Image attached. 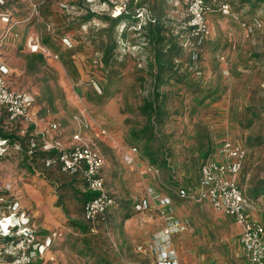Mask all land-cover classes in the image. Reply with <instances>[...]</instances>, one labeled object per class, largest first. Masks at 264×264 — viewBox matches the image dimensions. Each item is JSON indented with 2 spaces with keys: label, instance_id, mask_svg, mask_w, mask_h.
Wrapping results in <instances>:
<instances>
[{
  "label": "rangeland",
  "instance_id": "rangeland-1",
  "mask_svg": "<svg viewBox=\"0 0 264 264\" xmlns=\"http://www.w3.org/2000/svg\"><path fill=\"white\" fill-rule=\"evenodd\" d=\"M2 1L10 22L1 53L12 86L36 96L38 121L50 132L60 131L65 140L79 132L111 157L106 185L116 205L107 221L91 224L78 195L82 175L58 164L47 167L41 153L28 159L9 142L0 155V221L16 213L12 227L22 222L37 241L52 238L36 264H132L124 223L156 220L159 214L142 200L153 189L178 206L185 227L173 242L183 264H248L240 227L175 190L195 183L200 163L231 138L248 151L241 188L247 196L264 193V0H206L211 32L203 41L188 27L190 0H37V9L31 0ZM223 2L230 4L229 14L220 10ZM34 35L44 52L30 51ZM150 100L160 108L154 134L138 138L134 131L148 123L141 108ZM5 122L0 116V129ZM14 130L26 137L24 150L40 149L45 141L32 123ZM150 143L166 163L155 164L160 173L146 177L152 173L147 164L153 165L144 155ZM133 146L146 165L140 171L126 160ZM13 229L8 241L0 232V260L19 252L15 246L25 234Z\"/></svg>",
  "mask_w": 264,
  "mask_h": 264
},
{
  "label": "built area",
  "instance_id": "built-area-1",
  "mask_svg": "<svg viewBox=\"0 0 264 264\" xmlns=\"http://www.w3.org/2000/svg\"><path fill=\"white\" fill-rule=\"evenodd\" d=\"M31 1L37 9V0ZM2 2L0 0V19L6 20V23L4 26L0 24V116L6 121L2 128L14 130L25 123H32L31 110L36 97L28 90L12 86L11 68L4 62L1 53L8 37L5 30L10 22V18L1 12ZM219 8L224 14H229L231 10L228 2L221 3ZM211 9L210 3L206 0H190L188 3V27L199 41L210 35L207 14ZM28 45L31 52L45 51L38 35L32 36ZM8 144V139L0 137L1 156L8 152ZM42 150L57 151L55 155L44 160L47 167L58 164L63 172L82 175L85 190L93 194L84 205V219L91 224L105 221L108 211L116 205V197L106 186L102 175L105 158L101 151L99 152L88 139L85 140L79 132L73 134V142L68 147H63L55 141H44ZM138 151L137 146L132 147V153ZM247 155V148L243 144L231 138L224 139L216 148L215 154L201 163L198 183L193 187L177 186L175 193L179 198L197 204L207 202L215 211L230 217L241 229L239 241L248 264H264V194L257 197L247 196L239 184ZM126 160L129 163L133 161L129 155H126ZM149 169L156 174L160 173L154 165H149ZM149 195L153 199L160 198L155 191H151ZM15 214H9L1 219L0 232L2 231L6 237L13 228H20L25 235L21 242L16 243L15 247L19 248V252L4 257L0 264H36L39 249L50 246L52 238L46 236L44 242L37 241L33 234L34 229L22 226V222L12 227L11 219ZM166 221L167 224L156 241L155 261L157 264H183L173 237L185 226L183 223L175 222L171 213L167 215ZM13 224L16 225L14 221Z\"/></svg>",
  "mask_w": 264,
  "mask_h": 264
},
{
  "label": "crops",
  "instance_id": "crops-1",
  "mask_svg": "<svg viewBox=\"0 0 264 264\" xmlns=\"http://www.w3.org/2000/svg\"><path fill=\"white\" fill-rule=\"evenodd\" d=\"M35 105H36V103H35ZM35 105L32 107L31 116L33 118L32 119V126L35 125V128L37 129V131H36L37 135H42L45 138V141H55L56 143H58L59 145H62L63 147L70 146L73 142V136L71 137L70 140L69 139L65 140V139H62V137H64V136L62 135V133H60V131L54 132V130H53L52 132H50L48 125H46L43 122L38 121L37 110H35V108H36ZM215 152L216 151H213L212 154H210V156L208 158L212 157L215 154ZM119 154H120V152H119ZM126 155L131 156L133 159V161L130 163V165H128V167H130L132 170H139L140 171V170H142V167L146 166L145 164L143 165L142 161L138 157L139 155L137 153H132L131 149L128 153H126ZM103 156L105 158V165L102 169V175H103V177L105 179V183H106V180L107 181L109 180V177H107V170H109V162H111V159H110L111 157L109 156V154H107L106 156L105 155H103ZM201 163H200V165H201ZM113 166L116 167L115 164H113ZM147 166H149V165L147 164ZM147 169L150 171L149 167ZM199 170H200V166H199ZM149 171L146 170V172H149ZM150 172H152V173L146 174L145 176L147 177L150 174L151 175L156 174V172H153V171H150ZM198 178H199V175H198ZM198 178H197L195 183H187L186 185H179V186H181V188H182V186L193 187L198 183ZM81 186L82 187H80V189H78V192L80 193L78 195L83 197L82 193L85 192L86 190H85V185H84V187H83V185H81ZM151 191H155L156 193L158 192L155 189H153ZM160 196L161 197L158 199H153L148 193H146L142 197L143 198L142 200L144 201V204L146 205L145 208L150 209L151 211H153V213L159 214L155 221L150 222V223H146V224H140L139 221H135L132 219L130 221V219H129V220H127V222L124 223L125 224V232L127 234V237L132 241L131 244L134 245V247H135L134 248L131 244L129 246L128 245L124 246L125 251H127L129 253L132 252L131 253L132 264H157L155 261L156 241H157V239H159L158 237H159L160 233L162 232L163 228L167 224L166 217L168 214H170V213L173 214L175 222L184 223L182 220H180V217L176 216L177 211L175 213V210L177 209L178 206H176L175 202H173L169 196H166V195H160ZM85 204L86 203L83 201V205H82L83 206V215H84V205ZM200 204H205V205H208L209 207H211L210 204L207 202H203ZM211 208L213 209V207H211ZM64 211L65 210L62 209V212H64ZM105 221H107V217H106ZM101 222H104V221H101Z\"/></svg>",
  "mask_w": 264,
  "mask_h": 264
},
{
  "label": "trees",
  "instance_id": "trees-1",
  "mask_svg": "<svg viewBox=\"0 0 264 264\" xmlns=\"http://www.w3.org/2000/svg\"><path fill=\"white\" fill-rule=\"evenodd\" d=\"M123 15L120 14L119 16L115 17V18H119ZM148 23H146L147 25ZM145 25V26H146ZM40 58H43V55L40 54L39 55ZM159 77V76H158ZM142 112L143 114H145L147 116V119H148V123L145 125V127L140 130V132L138 133L137 131H134V134L136 137L138 138H141L142 137V134L141 132L143 133L144 131H148L150 130L152 135L154 134L152 129L154 128L153 126V123L155 122V115L156 113H159L160 111V108L159 107H156L155 106V103L152 102L151 100L150 101H146L144 106H142ZM15 130H6V129H3L1 127L0 129V137L3 138V139H8L10 143L14 144L16 147L19 146L20 149H22V151L24 152V154H26L25 156L28 158V159H35L37 157V155L39 153H41L43 155V162L44 160L47 158V157H50V156H53L56 154V150H53V151H44L42 150V145H39L40 146V149H25L24 150V145H25V141H26V137H21V136H18L16 134V132H14ZM150 140V139H149ZM144 155H146V157L148 158V160L151 162V164L155 165V164H158V165H161V164H165L166 163V160L162 159L160 160L157 155H156V152L154 150H152L151 148V143L150 144H146L145 145V150H144ZM4 156V155H3ZM160 160V161H159ZM62 170V169H61ZM1 191H0V195H1ZM264 193H262L261 195H263ZM93 194L91 192H88V191H85L82 193V196L84 197L83 198V201L86 203V201L92 196ZM261 195H257V196H261ZM256 196V197H257ZM1 197V196H0ZM252 197H255V196H252ZM16 203V202H15ZM14 207V205H13ZM9 215V214H8ZM107 217V216H106ZM73 224L76 225L82 232H86L88 231V225L85 224V223H82L81 221H76V220H73ZM33 234L36 235V232H33ZM10 238L12 239L13 237H3L4 240H10ZM0 240V242L3 241Z\"/></svg>",
  "mask_w": 264,
  "mask_h": 264
}]
</instances>
